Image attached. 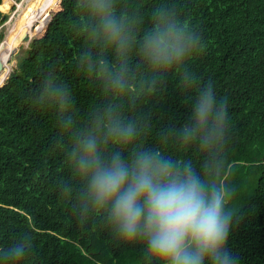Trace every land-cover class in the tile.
Wrapping results in <instances>:
<instances>
[{
  "label": "clouds",
  "instance_id": "obj_1",
  "mask_svg": "<svg viewBox=\"0 0 264 264\" xmlns=\"http://www.w3.org/2000/svg\"><path fill=\"white\" fill-rule=\"evenodd\" d=\"M75 7L71 26L83 43L74 66L98 101L80 116L54 67L28 97L37 111L54 114L60 134L53 148L69 173L55 187L71 217L116 244L141 246V264H238L227 247L241 218L226 154L229 104L191 70L204 50L202 34L176 0H157L147 11L143 0H75ZM170 79L190 94L188 114L160 128L151 144L148 104ZM33 256L28 230L0 246V264H31Z\"/></svg>",
  "mask_w": 264,
  "mask_h": 264
},
{
  "label": "trees",
  "instance_id": "obj_2",
  "mask_svg": "<svg viewBox=\"0 0 264 264\" xmlns=\"http://www.w3.org/2000/svg\"><path fill=\"white\" fill-rule=\"evenodd\" d=\"M156 2L143 0L145 10ZM176 2L204 38L191 70L229 104L226 154L239 189L235 204L241 218L227 247L238 264H264V0ZM12 6L4 1L6 13ZM75 16V0H59L43 18L32 16L13 26L25 35L37 19L26 56L18 62L12 57L0 75V246L28 230L34 245L31 264H141V246L116 244L105 230L71 217L55 187L69 173L62 153L53 148L60 134L54 114L37 111L28 100L42 74L54 67L72 89L80 116L98 101V92L75 70L83 43L71 26ZM6 20L0 13V23ZM189 95L170 79L167 91L150 100L149 143H157L160 128L184 121ZM168 151L179 154L173 146ZM185 155L194 158L191 151Z\"/></svg>",
  "mask_w": 264,
  "mask_h": 264
},
{
  "label": "rangeland",
  "instance_id": "obj_3",
  "mask_svg": "<svg viewBox=\"0 0 264 264\" xmlns=\"http://www.w3.org/2000/svg\"><path fill=\"white\" fill-rule=\"evenodd\" d=\"M4 1L5 0H1L0 1V11L2 12L3 16H6V17L9 16L10 17V14L15 15V10H16V12L19 10V9H17L15 4H19L21 2H25L26 0H16L17 3L13 2L12 0H6V1L10 2V3H13V6L11 7L10 12H9L10 14L6 13L7 9H5L3 7ZM57 3H55L54 5L48 7L46 9L43 17L46 15L48 10L51 7L55 6ZM9 17H8V21H6L4 24L0 23V26H1L0 27V34H1L0 41H2V39H5V43L6 44L9 43L8 44L9 46L10 45L14 46V48L10 47L11 48L10 50H12L11 51V59L13 57V59L18 62L19 60L23 59L26 56L27 50L29 48V44H30V42L32 40V36H31V34H29V32H27L26 34L24 33L25 35H22L17 30L14 31L13 30L12 21H11L12 19H9ZM43 17H39L37 19H40V18H43ZM10 21H11V23L9 25ZM11 30H13V31H11ZM239 203H241V200H240Z\"/></svg>",
  "mask_w": 264,
  "mask_h": 264
},
{
  "label": "bare ground",
  "instance_id": "obj_4",
  "mask_svg": "<svg viewBox=\"0 0 264 264\" xmlns=\"http://www.w3.org/2000/svg\"><path fill=\"white\" fill-rule=\"evenodd\" d=\"M56 2H57V0H26L23 4H21L22 6L20 8H18V6H20V3L15 4L17 9H19V10L17 12L15 10V15L10 14L9 19L13 18L12 19V25L13 26H20L21 27L32 16L42 17L44 15L46 9L48 7L54 5ZM11 4L13 5V3H11ZM6 46L9 49H11L8 44H6Z\"/></svg>",
  "mask_w": 264,
  "mask_h": 264
},
{
  "label": "water",
  "instance_id": "obj_5",
  "mask_svg": "<svg viewBox=\"0 0 264 264\" xmlns=\"http://www.w3.org/2000/svg\"><path fill=\"white\" fill-rule=\"evenodd\" d=\"M58 1L59 0H57V2ZM35 24H36V21L33 26H35ZM33 26L30 27L29 31H31ZM10 58H11V50L6 46V44L4 43L1 44L0 45V75L3 72L4 66L10 61Z\"/></svg>",
  "mask_w": 264,
  "mask_h": 264
}]
</instances>
